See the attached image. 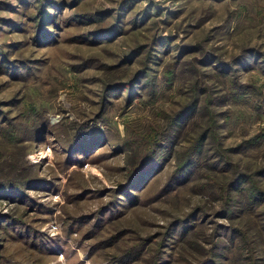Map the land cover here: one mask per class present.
Returning <instances> with one entry per match:
<instances>
[{
    "label": "rangeland",
    "instance_id": "obj_1",
    "mask_svg": "<svg viewBox=\"0 0 264 264\" xmlns=\"http://www.w3.org/2000/svg\"><path fill=\"white\" fill-rule=\"evenodd\" d=\"M262 167L264 0H0V264H264Z\"/></svg>",
    "mask_w": 264,
    "mask_h": 264
},
{
    "label": "trees",
    "instance_id": "obj_2",
    "mask_svg": "<svg viewBox=\"0 0 264 264\" xmlns=\"http://www.w3.org/2000/svg\"><path fill=\"white\" fill-rule=\"evenodd\" d=\"M202 136V135H201ZM153 138V137H152ZM155 138L157 139V135H155ZM154 139V138H153ZM164 140V139H163ZM162 142V141H161ZM159 144H161V143H158V145ZM157 145V146H158ZM192 147H193V145H192ZM189 161V160H188ZM149 165H152V164H150L149 163ZM146 168V170L147 169H151V166H147V167H145ZM262 169L264 170V168L262 167ZM261 169V170H262ZM153 170H149V171H147V172H152ZM245 181H247V177H245ZM244 180H243V178L241 179V181H240V183L241 182H243ZM228 182H229V180H228ZM247 184H249V182L247 181L246 182ZM248 191V195H247V197L249 198L247 201H245L244 203H246V207L247 208H245V212L246 213H248V214H251V217H254V216H256L257 215V211L255 210L256 208H255V206H256V204H258L257 203V201H255L253 198L254 197H257V194H259V195H262L263 196V199H264V192L263 191H259L258 189H256V188H254V189H248L247 190ZM253 197V198H252ZM262 217L263 218H261V216L259 217V220H255V222H254V232L255 233H257L259 236H260V234L264 237V215H262ZM261 237V236H260ZM238 248H240V244H239V247ZM250 249H251V247H250ZM252 249H253V251H254V245L252 246ZM233 264H238L237 262H233Z\"/></svg>",
    "mask_w": 264,
    "mask_h": 264
}]
</instances>
